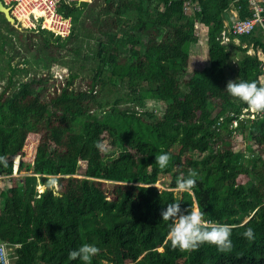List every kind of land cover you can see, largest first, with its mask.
Returning <instances> with one entry per match:
<instances>
[{"label":"trees","instance_id":"trees-1","mask_svg":"<svg viewBox=\"0 0 264 264\" xmlns=\"http://www.w3.org/2000/svg\"><path fill=\"white\" fill-rule=\"evenodd\" d=\"M197 1L200 11L194 15L184 14L182 0L60 1L56 10L70 18L71 31L60 38L39 30L42 55L34 54L33 61L40 73L13 67L6 55L0 155L7 163H0V177L12 175L17 156L22 176L0 191V242L13 250L15 264H84L69 258L84 243L100 248L90 264H264V117L238 118L248 106L225 89L230 53L219 41L231 6L240 7L239 18L248 15L247 6ZM127 12L134 22L124 18ZM195 22L207 28L210 71L182 84L179 74L190 45L198 42ZM238 39L252 44L254 55L236 47L241 56L234 79L262 85V29ZM81 40L93 47H87L78 72L69 67L56 87L50 71L60 56L56 51L79 57L75 41ZM18 72L25 77H15ZM84 72L91 76L81 84ZM117 85H124L125 99L137 105L146 99L163 103L161 117L119 108V98L102 104V91ZM234 132L252 140L254 149L233 151ZM161 152L171 154L164 168L156 162ZM181 174H195L193 191L177 187ZM160 179L161 191L153 186ZM173 202L189 210L200 207L206 219L231 224L232 249L221 252L208 243L195 250L173 247L171 221L161 215ZM249 226L254 240L242 235Z\"/></svg>","mask_w":264,"mask_h":264},{"label":"rangeland","instance_id":"rangeland-1","mask_svg":"<svg viewBox=\"0 0 264 264\" xmlns=\"http://www.w3.org/2000/svg\"><path fill=\"white\" fill-rule=\"evenodd\" d=\"M124 18L127 19L130 22L135 21V15L132 13H124ZM39 32H34L32 34H29L26 39H23L22 36L15 31L14 29H11L5 21L0 16V47L3 45V55H0V73L3 75V79L0 81H3V83H6V76L8 75V70L6 68V59L7 57H10L11 59V65L17 69L26 68L29 71V75L31 73L33 74H39L40 69L37 66V63H34L33 61V55L34 54H41V45L40 41L37 37ZM34 35V36H31ZM198 42L195 45H190L189 48V55L187 56V64L184 68L183 72H180L179 74V81H181L182 84L185 82L191 81L194 77L198 75L202 76H208L210 68L207 60V37H206V30H202L200 34L197 36ZM238 43L240 46L239 39ZM79 42V43H78ZM75 41V46L80 47V56L75 57V54L71 52L70 54H67L63 50L56 51L57 54H60V56H56L58 59L57 62L53 63L51 66V74L52 77L55 79H59L61 77H64L67 79L69 74V67L71 68L72 73H77L78 68L81 65L80 59L83 58L88 51L87 47L91 49L93 47V44L91 43H85V40L81 41ZM26 44H29V47L31 48L32 52L27 53L24 49L27 48ZM236 45V44H235ZM228 51L230 53V69L227 71V77L226 81L234 79L233 71L236 69V61L238 58H240V53L237 51L236 47L231 43L228 46ZM248 54L253 55V50L247 51ZM8 56L6 57V55ZM42 55V54H41ZM77 58V59H76ZM72 60H75V63L72 62ZM26 61V62H25ZM89 66L84 65V68L87 69ZM83 79L81 80L82 83H85L88 81L87 79H90L91 75H88L87 72H84ZM80 76V77H81ZM15 77H19L22 79V77H25V75H22L20 72L15 74ZM80 79V78H79ZM48 83V81H47ZM50 83V81H49ZM185 86L183 85V90ZM128 96L127 91L124 89V85H117L116 88H111L110 90L105 89L102 91V94L99 98L102 99V104L105 103H111L116 98L121 99L119 103V108H124L126 106H130L131 108H134L140 112H153L156 117L160 118L163 112L164 104L158 103L150 99L143 100L139 102V105H137L136 102H132V99H125ZM30 145H33V142H29ZM231 145L233 148V151L235 152H241L244 153L247 148L254 149L255 143L251 141H246L242 138L240 132H234L233 138L231 140ZM15 162V158L13 163ZM20 174L12 173L11 176L0 177V191L5 190L12 186L13 183H16L20 181ZM165 182V181H164ZM110 183L107 184L110 188ZM162 187V180L158 183V187ZM52 187L54 189H57L56 182H53ZM38 192L42 189V187H37ZM13 252L12 249H8ZM129 263V262H128Z\"/></svg>","mask_w":264,"mask_h":264},{"label":"clouds","instance_id":"clouds-1","mask_svg":"<svg viewBox=\"0 0 264 264\" xmlns=\"http://www.w3.org/2000/svg\"><path fill=\"white\" fill-rule=\"evenodd\" d=\"M28 30L39 31L41 29L38 27L37 29ZM53 37L55 36L53 35ZM52 79L55 81L56 87L59 84L63 85L65 81L64 77L59 79H54L52 77ZM225 89L228 94L238 102H244L256 112L264 113V85H260L257 80L236 78L234 80H229ZM170 158L171 154L169 152H161L156 156V162L161 168H164L168 165ZM19 162V157H15V162L13 163L14 173L18 172ZM0 163L6 164L7 157L0 155ZM196 184L197 180L195 174L188 176L181 174V178L177 182V187L180 190L193 191ZM161 215L163 220L171 221L169 224L168 236L173 247H179L184 250H195L202 244L208 243L215 245L221 252L230 251L233 247V226L229 223H219L206 219V213L200 207H193L189 210L181 208L180 203L173 202L162 210ZM242 235L249 240H254L256 238L255 229L251 226L246 228ZM0 244L8 253L9 264H15L16 255L13 254V252L11 253L5 244L1 242ZM99 252L100 248L96 244L84 243L78 248L72 249L69 252V258L71 260L79 258L84 264H90L93 257Z\"/></svg>","mask_w":264,"mask_h":264},{"label":"built area","instance_id":"built-area-1","mask_svg":"<svg viewBox=\"0 0 264 264\" xmlns=\"http://www.w3.org/2000/svg\"><path fill=\"white\" fill-rule=\"evenodd\" d=\"M5 6L10 7L11 17L25 29H39L50 31L55 37L66 38L71 31L70 18H64L57 12L56 7L60 1H65L68 4H78L90 0H1ZM245 2L247 13L245 18H239L238 12L240 7L231 6L230 17L223 22V29L219 36L221 45L228 46L233 44L235 47L239 45L238 38L241 36H249L256 28L262 29L264 37V0H235ZM182 9L185 15H194L200 11L197 0H182ZM202 30H206V26L195 22L194 35L197 37ZM236 44V45H235ZM242 48L247 51L253 50L252 44H242ZM251 55V54H248ZM254 55V50H253ZM262 78L261 84L264 85V56H261ZM264 113H258L250 107L242 109L239 119L253 121L256 118L263 119ZM237 120H233L230 128H236ZM234 134V133H233ZM162 180L163 186L158 187V183ZM158 190L165 189L164 179L158 180L154 185ZM39 187V186H38ZM42 191V189L40 190ZM39 191V192H40ZM8 253L0 244V264H9Z\"/></svg>","mask_w":264,"mask_h":264},{"label":"water","instance_id":"water-1","mask_svg":"<svg viewBox=\"0 0 264 264\" xmlns=\"http://www.w3.org/2000/svg\"><path fill=\"white\" fill-rule=\"evenodd\" d=\"M10 11V7L9 6H5L2 1L0 0V15H2L3 19L8 23V25L14 29L15 31H17L23 39H26V37L29 34H32L34 32H39V31H30L28 29L22 28L18 22H16L10 15L9 13Z\"/></svg>","mask_w":264,"mask_h":264},{"label":"crops","instance_id":"crops-1","mask_svg":"<svg viewBox=\"0 0 264 264\" xmlns=\"http://www.w3.org/2000/svg\"><path fill=\"white\" fill-rule=\"evenodd\" d=\"M86 2H88V3H89L90 1H86Z\"/></svg>","mask_w":264,"mask_h":264},{"label":"bare ground","instance_id":"bare-ground-1","mask_svg":"<svg viewBox=\"0 0 264 264\" xmlns=\"http://www.w3.org/2000/svg\"><path fill=\"white\" fill-rule=\"evenodd\" d=\"M17 161V160H16ZM16 165H17V163H16Z\"/></svg>","mask_w":264,"mask_h":264}]
</instances>
